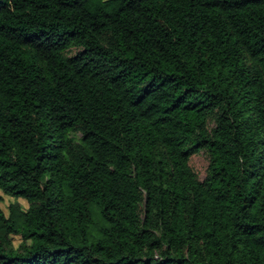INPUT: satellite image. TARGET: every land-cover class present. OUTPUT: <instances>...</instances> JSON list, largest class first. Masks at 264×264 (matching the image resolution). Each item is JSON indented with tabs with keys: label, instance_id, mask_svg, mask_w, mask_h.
Segmentation results:
<instances>
[{
	"label": "trees",
	"instance_id": "1",
	"mask_svg": "<svg viewBox=\"0 0 264 264\" xmlns=\"http://www.w3.org/2000/svg\"><path fill=\"white\" fill-rule=\"evenodd\" d=\"M0 192V264H264V0H0Z\"/></svg>",
	"mask_w": 264,
	"mask_h": 264
},
{
	"label": "rangeland",
	"instance_id": "2",
	"mask_svg": "<svg viewBox=\"0 0 264 264\" xmlns=\"http://www.w3.org/2000/svg\"><path fill=\"white\" fill-rule=\"evenodd\" d=\"M79 52V49L76 47H70L67 50H65L64 54L67 57H72L76 55ZM209 127H213V123L209 122ZM75 136L78 138L79 134H75ZM208 153L206 150H200L193 156L189 158L188 165L191 169V171L194 173L195 177L202 181L205 178L206 170L208 166ZM0 196L2 197V203H1V209L4 212L5 215H8V207L10 204H13L17 202L20 206H22L24 209L27 208V204L24 200H15L13 198H9L4 196L0 192ZM13 243L17 245L19 243V240L17 237L13 238Z\"/></svg>",
	"mask_w": 264,
	"mask_h": 264
}]
</instances>
